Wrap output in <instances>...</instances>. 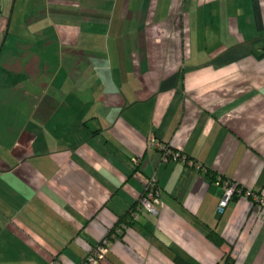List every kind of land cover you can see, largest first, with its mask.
Returning <instances> with one entry per match:
<instances>
[{
    "label": "crops",
    "instance_id": "obj_1",
    "mask_svg": "<svg viewBox=\"0 0 264 264\" xmlns=\"http://www.w3.org/2000/svg\"><path fill=\"white\" fill-rule=\"evenodd\" d=\"M1 34L0 264H264L216 182L264 191V0H0Z\"/></svg>",
    "mask_w": 264,
    "mask_h": 264
},
{
    "label": "built area",
    "instance_id": "obj_2",
    "mask_svg": "<svg viewBox=\"0 0 264 264\" xmlns=\"http://www.w3.org/2000/svg\"><path fill=\"white\" fill-rule=\"evenodd\" d=\"M150 144L155 145L157 142L153 136H150ZM179 154L175 150H171L168 147L163 148L161 159L168 161L169 159H177ZM216 182L222 186V194L217 204V211L222 212L228 202L233 196L244 197L251 202L264 207V191H257L251 188L243 187L235 181L229 179L217 178ZM162 201L160 199L159 187L154 178H150L146 181L143 194L139 197L136 209L132 213L136 217L137 212L141 209H145L150 213L156 215L159 211V206ZM106 250L105 243H98L93 250L79 263V264H96L98 260L104 257Z\"/></svg>",
    "mask_w": 264,
    "mask_h": 264
},
{
    "label": "trees",
    "instance_id": "obj_3",
    "mask_svg": "<svg viewBox=\"0 0 264 264\" xmlns=\"http://www.w3.org/2000/svg\"><path fill=\"white\" fill-rule=\"evenodd\" d=\"M211 176L214 177V174H211ZM235 197H238V196H236V195L233 196V198H235ZM129 215H130V211H128L127 213H125L124 215H122L120 217L119 221H123L124 220V221H127V222H129V221L131 222V220L128 218ZM207 236L211 240H213V241H215L217 243L221 242L220 236L217 233L213 232V231L208 232ZM176 261H178L180 264H185L186 263V261H184L180 257L179 258H176ZM232 263H233V259L230 256H226V258L222 262V264H232Z\"/></svg>",
    "mask_w": 264,
    "mask_h": 264
},
{
    "label": "rangeland",
    "instance_id": "obj_4",
    "mask_svg": "<svg viewBox=\"0 0 264 264\" xmlns=\"http://www.w3.org/2000/svg\"><path fill=\"white\" fill-rule=\"evenodd\" d=\"M4 38H5V35H4V34H1V35H0V44H1V42L3 41Z\"/></svg>",
    "mask_w": 264,
    "mask_h": 264
}]
</instances>
